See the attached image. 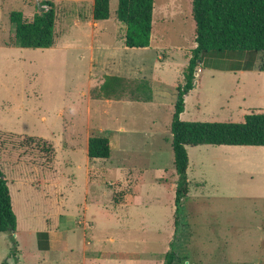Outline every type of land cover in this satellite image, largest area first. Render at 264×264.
<instances>
[{"label": "rangeland", "instance_id": "obj_1", "mask_svg": "<svg viewBox=\"0 0 264 264\" xmlns=\"http://www.w3.org/2000/svg\"><path fill=\"white\" fill-rule=\"evenodd\" d=\"M41 1L0 0V163L19 235L0 233V264H84V255L98 260L99 253L108 261L125 253L136 257L130 264H163L175 237L171 122L196 47L192 0H154L145 50L125 48L119 0H110V18L98 26L93 0H49L57 12L54 47L14 45L9 14L22 12L29 21ZM259 58L204 55L181 120L241 123L253 111L264 112ZM249 64L251 70H238ZM112 76L149 80L157 102L97 99ZM88 134L111 144L109 159L92 160L89 186ZM188 154L191 186L183 206L189 226L175 243L182 264H244L243 242L230 239L227 248L211 235L202 244L200 231L246 227L253 203L246 198L264 197V148L199 146ZM124 194L129 204L119 207L115 200ZM50 230L66 232L67 250L46 248Z\"/></svg>", "mask_w": 264, "mask_h": 264}, {"label": "trees", "instance_id": "obj_2", "mask_svg": "<svg viewBox=\"0 0 264 264\" xmlns=\"http://www.w3.org/2000/svg\"><path fill=\"white\" fill-rule=\"evenodd\" d=\"M154 0H119L116 20L125 27L124 46L142 49L150 46ZM42 10L27 21L22 12L9 14L14 27L13 44L24 49H47L55 45L57 12L55 4L41 1ZM192 15L196 25V47L183 72V85L177 88L176 103L171 122L172 150L176 172L175 182V237L165 254L163 264H182L175 250L180 231L188 228L184 215V201L189 197V157L187 147L230 146L264 147V112L253 111L241 123L185 122L180 115L185 109V97L193 89L197 68L207 54L259 55L258 71L264 73V0H192ZM110 18V0H94L92 19L95 22ZM252 64L245 69L251 70ZM130 84V85H129ZM133 84V85H131ZM95 96L107 100L122 99L150 103L154 100L153 85L149 80L132 81L118 76L107 77ZM29 142H36L30 138ZM45 148V141L41 140ZM108 138L92 135L88 139V158L107 160L111 156ZM52 151V146L46 148ZM4 177V178H2ZM117 197L116 205L126 198ZM17 217L6 175L0 163V233L14 234ZM188 236V235H187Z\"/></svg>", "mask_w": 264, "mask_h": 264}, {"label": "crops", "instance_id": "obj_3", "mask_svg": "<svg viewBox=\"0 0 264 264\" xmlns=\"http://www.w3.org/2000/svg\"><path fill=\"white\" fill-rule=\"evenodd\" d=\"M93 3H94V0L92 1V4ZM92 8H93V6H92ZM153 16H154V13H153ZM95 23H96L95 25L98 26V22H95ZM152 30H153V24H152ZM151 37H152V33H151ZM122 42L124 43V37H123ZM150 45H151V42H150ZM149 47H147V48H149ZM147 48H142V50H145ZM153 101L157 102L156 97ZM150 103H153V102H150ZM180 117H181V115H180ZM121 130L124 131V129H121ZM90 136H92V135L88 134V136L86 138V142H85L86 147H87V154H88V139L90 138ZM197 147H199V146H197ZM217 147H224V146H217ZM225 147H230V146H225ZM189 148H193V147H187V152H188ZM262 148H264V147H262ZM188 157H189V154H188ZM94 163H96V162L92 163V161H89V158H88V161H87V165H88V167H87V179L89 176V172L91 171L92 168H94L93 167ZM91 184H92V182L88 179L87 185L89 186ZM195 185L197 186L200 184H195ZM190 186H191V182H190ZM135 198H136V196H133V198L131 197L132 200H134ZM246 199L253 201L251 211L249 213H247L248 224L246 225V227L239 228V227H233V224H228V226H226V228L214 227V228L203 229L202 231H200V234L202 237L201 242H202V244L209 243L211 241L209 238V237H211V235L212 236H218L219 238L221 237L222 241H223L222 246H226L227 248H230L229 244L226 243L230 239H231V242L233 244H234V241L243 242L245 245L244 249L246 252V257H245L246 261L244 264H264V197L246 198ZM128 204L129 203L127 200L125 202V204L120 205L119 207L127 206ZM87 209H88V207L86 206V210ZM17 227H18V223H17ZM44 233H46V232H43L42 234H44ZM17 236H19L18 232H15V237L18 239ZM45 236L47 238L45 246L51 252H56V251H60V250H67L70 246V240H69V237L67 236L65 231L50 230L46 233ZM111 241H114V239L112 238ZM88 242L86 241V243H88ZM224 242L226 244H224ZM84 251H87L86 247L84 248ZM91 254L94 255V253H91ZM120 254H122V253L116 254L117 257H116V260H114V261H112V259H109L110 261H108V259H105L106 256H100L101 253H99V255H98L99 256L98 260H97V258H88V255L87 256L84 255V264H87V258L89 260V264H120V262H119L120 258H121V260L127 259V261L125 263H122V264H130V262H128L130 259H136V257L132 256L133 254L128 256L127 254L123 253V255H126L124 257H120ZM100 258H102L103 262L100 261L101 260ZM112 258H114V257H112ZM132 263L136 264V262H132ZM215 264H217V263H215ZM218 264H223V263H218Z\"/></svg>", "mask_w": 264, "mask_h": 264}, {"label": "water", "instance_id": "obj_4", "mask_svg": "<svg viewBox=\"0 0 264 264\" xmlns=\"http://www.w3.org/2000/svg\"><path fill=\"white\" fill-rule=\"evenodd\" d=\"M196 84L194 83V85L193 86H195ZM2 178H4V177H2Z\"/></svg>", "mask_w": 264, "mask_h": 264}]
</instances>
